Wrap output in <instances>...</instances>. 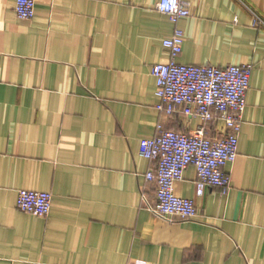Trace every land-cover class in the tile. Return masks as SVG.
<instances>
[{"label":"crops","instance_id":"1","mask_svg":"<svg viewBox=\"0 0 264 264\" xmlns=\"http://www.w3.org/2000/svg\"><path fill=\"white\" fill-rule=\"evenodd\" d=\"M159 1L37 0L21 20L0 0V264H264V0H190L179 22V63L254 66L230 188L197 196L194 166L175 184L190 220L148 208L141 140L225 123L157 108L151 70L175 29ZM20 190L51 192L50 213L20 210Z\"/></svg>","mask_w":264,"mask_h":264},{"label":"built area","instance_id":"2","mask_svg":"<svg viewBox=\"0 0 264 264\" xmlns=\"http://www.w3.org/2000/svg\"><path fill=\"white\" fill-rule=\"evenodd\" d=\"M191 6L190 0H160L156 6L159 13L175 24L173 34L163 40L170 61L157 63L151 70L157 85V108L171 115L184 106L189 114L200 117L204 123L222 120L225 129L220 136L209 137L204 124L190 133L167 130L159 124L157 135L141 140V156L156 162V168L146 174L148 180L156 183V202L148 208L168 220L174 216L190 220L198 214L195 199L175 193L176 182L184 179L190 166L197 172V196L203 197L208 187H219L224 192L230 188L231 175L226 167L239 154L243 114L254 69L253 64L218 67L179 63L177 58L185 41L179 22L191 15ZM36 7L37 0H16L15 12L19 19L31 20ZM252 25L264 27V18L254 12ZM17 206L24 212L47 216L52 207V194L20 190Z\"/></svg>","mask_w":264,"mask_h":264}]
</instances>
